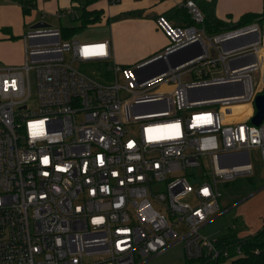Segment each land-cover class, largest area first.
<instances>
[{"label":"built area","instance_id":"built-area-1","mask_svg":"<svg viewBox=\"0 0 264 264\" xmlns=\"http://www.w3.org/2000/svg\"><path fill=\"white\" fill-rule=\"evenodd\" d=\"M182 6L190 25L156 19L158 54L200 55L151 79L143 61L113 63L108 41L64 42L53 26L29 29L23 63L0 66V264H137L178 243L186 264L243 256L200 230L221 212L218 183L251 176L252 151L264 162V120L251 123L264 23L209 35L195 1ZM211 86L225 95L200 98Z\"/></svg>","mask_w":264,"mask_h":264},{"label":"crops","instance_id":"crops-1","mask_svg":"<svg viewBox=\"0 0 264 264\" xmlns=\"http://www.w3.org/2000/svg\"><path fill=\"white\" fill-rule=\"evenodd\" d=\"M24 1L30 2L32 6L28 14L23 13L19 4L0 0V60L7 65L22 61L23 37L32 25L41 21L50 24L47 19L59 18L60 13L70 9L75 13L74 20L81 17L83 12L99 15L98 21L88 27H109V37L104 41L110 43L112 61L119 66H133L168 46L169 40L157 26V18L167 19L172 26L191 24L182 6L183 0H120L115 5L106 0ZM194 1L206 19L213 18L223 23H236L244 15L264 13V0ZM259 20L263 21L264 16ZM13 49L14 53L9 54ZM259 189L252 191L251 196ZM248 197L250 195L242 200Z\"/></svg>","mask_w":264,"mask_h":264},{"label":"rangeland","instance_id":"rangeland-1","mask_svg":"<svg viewBox=\"0 0 264 264\" xmlns=\"http://www.w3.org/2000/svg\"><path fill=\"white\" fill-rule=\"evenodd\" d=\"M72 10L63 13L60 18H55L54 20L47 19L50 24L55 27L63 30L62 41H73L78 40L83 43H90L96 41H104L105 38L109 37L110 30L106 26H91L81 28L78 20H74L70 13ZM63 15H65L63 17ZM75 16V13L73 12ZM167 20V19H166ZM259 23H264L259 21ZM170 25L172 23L169 22ZM65 29H76L73 32H67ZM20 41V40H19ZM23 46V42H22ZM14 49L9 51V54H13ZM66 61H70V56L68 53L65 55ZM23 59L18 64L7 65L0 60L1 66H18L23 63ZM74 66L77 70L87 74V75H104L106 70L100 67L95 63H75ZM31 88H32V99H34V85H33V76L31 74ZM257 78V72L253 73V79ZM240 109L247 113L246 107H240ZM250 162L252 165V175L238 177L232 182L218 183V189L221 193L220 199V208L217 216L215 215L213 220L204 226L200 233L209 239L217 240L222 238L231 239V236L234 235L235 238H243L246 235H251L262 229L264 225V162H262L256 151L250 153ZM261 186L260 191L252 194L254 188ZM246 200V196H249ZM189 200V198H185ZM236 227V229H233ZM147 260V261H146ZM89 261V260H87ZM186 264L183 244L178 243L163 253L147 259L137 260V264ZM222 264H231V260L225 261Z\"/></svg>","mask_w":264,"mask_h":264},{"label":"trees","instance_id":"trees-1","mask_svg":"<svg viewBox=\"0 0 264 264\" xmlns=\"http://www.w3.org/2000/svg\"><path fill=\"white\" fill-rule=\"evenodd\" d=\"M13 3H17L21 6L23 13L28 14V12L32 9L30 2L24 0H15ZM204 15V14H203ZM205 16V15H204ZM264 16L255 15V14H247L240 18V20L236 23H223L217 19H206L204 27L206 32L209 35L217 34L226 29H233L237 27L248 26L255 21H260L259 19ZM99 15H90L89 13L83 12L82 16L77 18L79 21L80 27H88L90 24H94L98 21ZM192 23V22H191ZM64 30V29H63ZM63 30L61 29V38L63 35ZM67 32H73L76 29H65ZM226 184V183H225ZM261 186L254 188L253 191L259 189ZM236 229V227H235ZM231 239L237 240V244L241 246L243 251V256L234 259L231 264H264V225L261 230L258 232L246 235L243 238L236 239L234 235L231 236Z\"/></svg>","mask_w":264,"mask_h":264},{"label":"water","instance_id":"water-1","mask_svg":"<svg viewBox=\"0 0 264 264\" xmlns=\"http://www.w3.org/2000/svg\"><path fill=\"white\" fill-rule=\"evenodd\" d=\"M51 27L50 24L46 22H37L30 27L31 29H40V28H48ZM188 46L181 47L174 50H169L165 52L163 55H154L153 57L146 59L140 65V71L145 74V79L154 78L166 70L169 67L174 68L178 65L184 64L195 57L200 55L199 52H195L190 54L188 52ZM199 97L200 98H214L225 95L223 92V88L221 86H211L199 89ZM256 113L254 117L251 119V123L255 126H258L264 120V93L256 97L254 102ZM259 189L258 191H260ZM257 191V192H258Z\"/></svg>","mask_w":264,"mask_h":264}]
</instances>
